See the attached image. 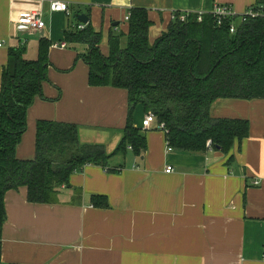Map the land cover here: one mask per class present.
I'll list each match as a JSON object with an SVG mask.
<instances>
[{"label": "crops", "instance_id": "0c3cea01", "mask_svg": "<svg viewBox=\"0 0 264 264\" xmlns=\"http://www.w3.org/2000/svg\"><path fill=\"white\" fill-rule=\"evenodd\" d=\"M50 1L0 0V90L10 48L37 58L42 38L66 43L49 49L48 80L28 109L17 146L24 160L35 158L39 120L76 124L82 143L103 145L108 153L123 138L128 91L89 83L81 55L88 47L66 39L84 24L78 14L102 32L100 48L107 56L110 31L127 33L125 18L133 8L148 10L153 43L168 30L173 11L231 4L244 12L260 0H62L70 14L52 12ZM34 12L43 13L45 28L18 32L19 18ZM146 114L139 104L132 115L146 135L141 155L129 146L108 166L86 164L49 202L29 201L24 186L6 193L0 264H264V99H220L212 105L213 117L250 122L249 136L229 155L215 148L168 151L164 130L156 123L143 127ZM94 195L106 196L108 206H95Z\"/></svg>", "mask_w": 264, "mask_h": 264}, {"label": "trees", "instance_id": "16d2710c", "mask_svg": "<svg viewBox=\"0 0 264 264\" xmlns=\"http://www.w3.org/2000/svg\"><path fill=\"white\" fill-rule=\"evenodd\" d=\"M260 6L264 0L253 5ZM129 13L127 33L110 31L107 56L100 48L103 34L90 22L66 33L70 43L88 47L81 55L89 66L92 86L128 91L127 123L112 153L103 145L82 143L76 124L39 120L35 158L17 157V146L27 130L28 109L48 80L52 43L42 38L35 59L26 58L20 47L10 48L0 90V238L9 190L24 186L29 201L49 202L57 188L86 164L108 166L115 155H126L129 146L141 155L147 147L146 135L132 121L139 104L165 123L169 144L181 151H206L211 140L215 149L229 155L236 143L241 147L249 136L247 119L213 117L211 108L220 99H264V17L241 23L233 34L227 24L217 26L210 14L202 22L191 14L185 22L172 20L152 43L148 10L133 8ZM92 202L108 206L103 195L92 196Z\"/></svg>", "mask_w": 264, "mask_h": 264}, {"label": "built area", "instance_id": "2783aa9c", "mask_svg": "<svg viewBox=\"0 0 264 264\" xmlns=\"http://www.w3.org/2000/svg\"><path fill=\"white\" fill-rule=\"evenodd\" d=\"M50 10L52 12H66L67 14H70L69 5L67 2L62 0H52L50 1ZM179 13V14H178ZM191 14L197 15V20L199 22H202L204 19V16L207 14H210L214 17L217 26H223L227 24L229 26V30L231 33H236L238 26L241 23L246 22L247 20L251 18H256L258 16L264 17V6L260 7H253L251 6L244 12H238L231 4H216L212 10L209 11H191V10H185V11H173L172 12V20H179L182 22H185L187 18ZM130 17V13L126 16L125 20H128ZM46 26V19L42 12H34V13H28L19 18L16 24V29L20 33H30L33 31H41ZM85 27V24H80L79 29H83ZM24 40V39H23ZM1 46V43H0ZM52 47L58 48V47H66L65 42L60 43H53L51 45ZM156 123V128L159 130L167 131V127L164 122H160L157 118V116L149 112L146 114L144 120H143V127L146 129H150L153 127V124ZM213 144L211 140L207 142V150H212ZM174 148L169 144L168 142V151H172ZM173 168L168 167L167 172H171ZM260 182L259 180H255L254 184L258 185Z\"/></svg>", "mask_w": 264, "mask_h": 264}, {"label": "water", "instance_id": "95a60500", "mask_svg": "<svg viewBox=\"0 0 264 264\" xmlns=\"http://www.w3.org/2000/svg\"><path fill=\"white\" fill-rule=\"evenodd\" d=\"M77 17H78V20H79L81 23H84V24H87V23L90 21L89 16H87V15L84 14V13H82V14H78ZM114 25H118V22H116V24H114Z\"/></svg>", "mask_w": 264, "mask_h": 264}, {"label": "rangeland", "instance_id": "374dc122", "mask_svg": "<svg viewBox=\"0 0 264 264\" xmlns=\"http://www.w3.org/2000/svg\"><path fill=\"white\" fill-rule=\"evenodd\" d=\"M29 59H35V57H36V54H33V55H28L27 56Z\"/></svg>", "mask_w": 264, "mask_h": 264}]
</instances>
